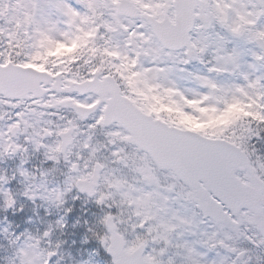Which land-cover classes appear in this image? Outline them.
<instances>
[{
  "label": "snow or ice",
  "instance_id": "obj_1",
  "mask_svg": "<svg viewBox=\"0 0 264 264\" xmlns=\"http://www.w3.org/2000/svg\"><path fill=\"white\" fill-rule=\"evenodd\" d=\"M21 197L53 218L7 264H264V0H0Z\"/></svg>",
  "mask_w": 264,
  "mask_h": 264
},
{
  "label": "flooded vegetation",
  "instance_id": "obj_2",
  "mask_svg": "<svg viewBox=\"0 0 264 264\" xmlns=\"http://www.w3.org/2000/svg\"><path fill=\"white\" fill-rule=\"evenodd\" d=\"M34 163H38V160H34ZM12 161H9V167L12 166ZM17 188H19V186H17ZM21 203H24V208L25 211L24 213H13L11 212V210H9L8 212H4L3 210H0V230H2L4 227L6 226H11L10 227V231L16 232L18 234L17 231H20V227L21 226H25L26 224H28V220H33L35 219L34 213H33V205H31L30 202H25L23 200V198L21 197L20 199ZM78 207L81 208L80 202H76V206L74 207L76 209V211L78 210ZM93 209V208H92ZM89 211H94L89 209ZM78 212V211H77ZM76 213V212H75ZM73 213V214H75ZM73 214H69L71 217L73 216ZM43 217H45L44 213H43ZM75 217V216H74ZM53 217H47L46 219H51ZM69 223H72V220L69 218L68 219ZM35 222V221H34ZM38 222V221H36ZM75 222V221H73ZM30 228L32 229V226H30ZM35 230V229H32ZM81 232V238H82V230ZM64 238H66V236H64ZM85 247V246H84ZM11 258V250L10 247L8 245V241L4 238L3 232L0 231V264H5L6 263V258ZM9 258V259H10Z\"/></svg>",
  "mask_w": 264,
  "mask_h": 264
},
{
  "label": "rangeland",
  "instance_id": "obj_3",
  "mask_svg": "<svg viewBox=\"0 0 264 264\" xmlns=\"http://www.w3.org/2000/svg\"><path fill=\"white\" fill-rule=\"evenodd\" d=\"M199 69V66L198 65H196V66H194V68H193V70H198ZM185 83V85L187 86V87H191L192 85H190V84H187V82H184ZM84 207H87L88 209H91V210H93L92 209V206L91 205H86V206H84ZM78 211V212H77ZM76 211V209L74 208V212L73 213H75V214H73V216H72V218H71V220L72 221H75V219L76 218H88L87 217V214L86 213H82V209L79 207V209ZM33 213H34V216H35V221H38V222H34L33 220H28L27 222H28V224H26L25 226H21L19 229H20V231H17L18 233L19 232H21V231H23L25 228H27L28 230H30V231H33V232H35L36 231V229H40L41 231L43 230V228H44V225L41 223V220H47L46 218L48 217V216H45V217H43V213H44V209L43 208H36L35 206H33ZM44 215H45V213H44ZM39 216V218L40 219H38L37 217ZM70 216V215H69ZM75 216V217H74ZM49 218V217H48ZM52 219V218H51ZM68 219V218H67ZM30 226H32V229H35V230H32L31 228H30ZM41 227V228H40ZM79 227V226H78ZM62 239H64V236H62L61 237ZM92 244H94L95 245V242H92ZM89 251H91V250H89ZM101 251H103L102 249L100 250V252ZM102 256V255H101ZM10 258V257H9ZM9 258H6L7 260H6V263L5 264H7V261H8V259ZM55 259V258H54ZM62 264H63V262H62Z\"/></svg>",
  "mask_w": 264,
  "mask_h": 264
}]
</instances>
